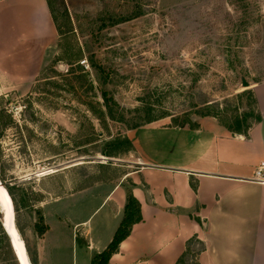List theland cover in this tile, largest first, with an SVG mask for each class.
Listing matches in <instances>:
<instances>
[{"label": "rangeland", "instance_id": "1", "mask_svg": "<svg viewBox=\"0 0 264 264\" xmlns=\"http://www.w3.org/2000/svg\"><path fill=\"white\" fill-rule=\"evenodd\" d=\"M49 9L57 43L35 77L0 90V183L14 194L31 264H39L35 225L45 224L50 201L134 170L129 131L147 119L215 116L230 125L247 114L253 122L256 103L242 92L264 82V0H50ZM69 49L82 59L63 61ZM103 91L116 105L107 108ZM79 197L46 211L53 232L40 264H91L76 231L74 239L54 216L60 209L87 220L94 205ZM200 249L192 241L182 264ZM0 264H19L1 231Z\"/></svg>", "mask_w": 264, "mask_h": 264}, {"label": "crops", "instance_id": "2", "mask_svg": "<svg viewBox=\"0 0 264 264\" xmlns=\"http://www.w3.org/2000/svg\"><path fill=\"white\" fill-rule=\"evenodd\" d=\"M57 39L47 0H0V90L35 77ZM251 90L261 121L246 135L230 132L215 117L201 119L197 128L159 120L129 131L133 171L43 208L49 230L36 240L39 264L42 243L53 232L47 210L79 196L94 205L81 222L59 208L54 212L74 239L76 231L92 262L122 221L128 189L141 204L143 220L110 264H177L193 239L203 244L200 264H264V82Z\"/></svg>", "mask_w": 264, "mask_h": 264}, {"label": "trees", "instance_id": "3", "mask_svg": "<svg viewBox=\"0 0 264 264\" xmlns=\"http://www.w3.org/2000/svg\"><path fill=\"white\" fill-rule=\"evenodd\" d=\"M47 2H48V5L50 7V0H47ZM123 21H124V19H120L119 22H123ZM54 23H55V26H56V22H54ZM56 28H57V32L60 33V28L58 26H56ZM69 50H72L71 51L72 53L70 52L67 55H65L62 58L63 61H66L68 64H72V63L78 62V61H80L82 59L83 54H82L80 49L79 50L78 49L77 50L69 49ZM62 59H60V60H62ZM90 65H91L92 68L97 70L99 73L104 74V69H103V67H101V65L97 64L94 61H91ZM242 94L250 95L251 97H253L254 102L256 103L254 95H253V92L251 90L244 91V92H242ZM102 97H103L104 101L107 102L106 106H107L108 109L110 108V105L112 106V104L113 105L115 104L114 100L111 97H109V93L108 92L103 91L102 92ZM164 117H161L159 119H162ZM211 117H215V116H211ZM203 118H205V117H203ZM215 118H217V117H215ZM159 119H157V120H159ZM154 121H156V119H154V120H148L147 119L141 125H139V127L142 126V125L149 124V123L154 122ZM219 121L230 132L246 135L248 130L251 128L253 123H259L261 121V116L260 115L255 116V119H254L253 122H249L247 114H244L243 116H236V117H234V120L231 122L230 125H225L224 123H227V122H224L221 119H219ZM175 126L176 127H181V128L184 127V126H189L191 128H197L199 126V123H198V121H195V120H192V119H187V120L181 122V124H175ZM125 141L129 145V148L133 149V146H132L130 140L126 139ZM106 156L112 157L111 155H106ZM6 189L9 192V194H10L12 200H13L14 206H15L16 205V200H15L13 192L11 191V188L6 186ZM142 220H143V218H142V214H141V204L133 196L131 189H128L127 197H126V204H125V207H124V214H123L122 221H121L118 229L116 230V232L114 234V237H113L112 241L110 242V244L106 247V249L103 252L98 253L97 255H95L93 257L91 264H110L111 258L118 252L120 244L125 239H127L129 237V235L131 234L133 226L138 224V223H140V222H142ZM39 221L43 222L44 221L43 217H40ZM16 228H18V230H19L18 232H21V230H20V228L18 226ZM35 230H36L38 236L41 237L45 233L48 232L49 227L46 226L45 224L43 226H40V224L37 223L35 225ZM0 231H1L2 235L7 239V235H6V233H5V231H4L3 227H2V221H0ZM192 241H196L197 243H199L201 245V249L198 251V254L195 256V259L193 261V264H200L199 260H198V256H199V254H200V252H201V250L203 248L202 247L203 244L200 241H198L197 239H193V240H191V242ZM188 253H189V246L187 247V250L183 254V256H181V258L178 260L177 264H182L183 260L188 255Z\"/></svg>", "mask_w": 264, "mask_h": 264}, {"label": "water", "instance_id": "4", "mask_svg": "<svg viewBox=\"0 0 264 264\" xmlns=\"http://www.w3.org/2000/svg\"><path fill=\"white\" fill-rule=\"evenodd\" d=\"M242 86L246 89L250 88V84L243 78L242 79ZM1 184V183H0ZM10 204L9 203H4L2 202V200L0 199V212L2 215V227L6 233V235L8 236L10 243L13 247V250L16 254V258L18 260L19 264H29L30 261L26 256V251L24 253V257L23 255L19 252L18 248L15 247L14 242H13V233H12V228H15L17 231L18 229L16 228V211H15V206L13 204V201L10 199ZM27 261V262H26Z\"/></svg>", "mask_w": 264, "mask_h": 264}, {"label": "bare ground", "instance_id": "5", "mask_svg": "<svg viewBox=\"0 0 264 264\" xmlns=\"http://www.w3.org/2000/svg\"><path fill=\"white\" fill-rule=\"evenodd\" d=\"M0 199L2 200V202H4V203H11L10 202V195L8 194V192H7V190L2 186V184H0ZM12 229V233H13V242H14V245H15V247H17L18 248V250H19V252L23 255V257L25 256L24 255V253H25V248H24V244H23V242H22V239H21V237H20V234H19V232L15 229V228H13V227H11ZM12 246V245H11ZM12 249H13V247H12ZM13 252H14V250H13ZM14 254H15V252H14ZM15 257H16V254H15ZM25 257H27L28 259H29V261H30V258H29V254H28V251H27V249H26V256ZM24 257V258H25ZM17 259V258H16ZM17 262H18V260H17ZM27 262V261H26ZM29 264H31V261H30V263Z\"/></svg>", "mask_w": 264, "mask_h": 264}]
</instances>
